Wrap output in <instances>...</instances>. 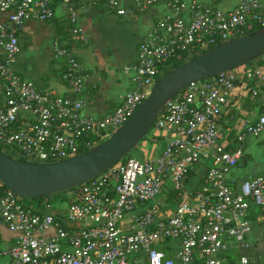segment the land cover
<instances>
[{"label": "built area", "instance_id": "2783aa9c", "mask_svg": "<svg viewBox=\"0 0 264 264\" xmlns=\"http://www.w3.org/2000/svg\"><path fill=\"white\" fill-rule=\"evenodd\" d=\"M159 1L144 0L142 7ZM166 2L172 14L157 21L139 45L133 89L112 113L92 118L82 116L84 103L79 98L39 91L11 69L20 51L18 29L28 21L52 18L56 5L67 8L74 23L71 0H0V11L10 12L0 23V142L39 162L76 156L79 139L113 133L132 116L150 93L160 67L172 57L264 27V0H241L229 12L195 1ZM108 3L118 15L129 14L116 0ZM186 9L188 22L180 16ZM72 35L83 40L77 27ZM58 55L67 57L69 84L73 94H79L82 66L70 51L61 49ZM237 83L231 71L190 83L165 104L153 123V138L165 140L159 155L127 157L79 185L65 199L67 209L54 211L59 216L25 207L0 179V219L19 235L9 260L0 264H223L219 256L228 248L227 239L248 248L250 210L258 207L264 212V175L245 180L237 190L227 175L242 159L243 142L264 133V96L259 116L241 124L233 149L226 150L216 121ZM256 85L264 90V54L246 73L244 88L256 95ZM84 144L92 146L89 141ZM200 161L209 167L202 190L192 195L183 180ZM167 187L180 196L171 206L159 199ZM238 264L251 261L242 255ZM259 264H264V257Z\"/></svg>", "mask_w": 264, "mask_h": 264}, {"label": "crops", "instance_id": "0c3cea01", "mask_svg": "<svg viewBox=\"0 0 264 264\" xmlns=\"http://www.w3.org/2000/svg\"><path fill=\"white\" fill-rule=\"evenodd\" d=\"M118 6L129 10L121 16L109 8L108 0H73L75 22H71L67 8L54 6L50 21H28L17 31L20 51L11 64V69L20 78L31 81L42 92L55 96L77 97L83 101L81 114L84 117L102 118L112 113L121 103L125 94L134 87L132 77L138 62L139 45L147 38L156 22L172 14L166 0L143 6L144 0H116ZM186 5L192 1L219 9L233 10L241 0H181ZM10 12L0 11V23L7 20ZM190 20L186 9L180 15ZM80 29L83 40H75L71 52L82 66L83 86L74 95L65 80L66 62L58 55L60 48L73 39L72 28ZM78 43V44H77ZM248 97L238 88L231 94L224 110L231 113L228 123L240 125L253 121L260 114V108L244 105ZM165 140L149 150L159 155ZM264 175V133L247 138L243 145V158L231 169L229 184L236 190L245 180ZM251 230L246 237L248 248H240L233 240L227 239V250L219 258L223 264H238L242 255L249 257L251 264H259L264 257L262 231L264 212L252 207ZM18 233L9 230L0 219V260H9V250L18 238Z\"/></svg>", "mask_w": 264, "mask_h": 264}, {"label": "water", "instance_id": "95a60500", "mask_svg": "<svg viewBox=\"0 0 264 264\" xmlns=\"http://www.w3.org/2000/svg\"><path fill=\"white\" fill-rule=\"evenodd\" d=\"M264 54V27L222 43L153 84L139 108L92 149L54 163L19 162L0 150V179L19 198L46 197L98 176L134 150L165 104L190 83L241 67Z\"/></svg>", "mask_w": 264, "mask_h": 264}, {"label": "trees", "instance_id": "16d2710c", "mask_svg": "<svg viewBox=\"0 0 264 264\" xmlns=\"http://www.w3.org/2000/svg\"><path fill=\"white\" fill-rule=\"evenodd\" d=\"M105 1V0H103ZM162 1V0H160ZM73 2V0H71V3ZM109 8H111L112 10L115 11L116 10L110 6H108ZM117 14V13H116ZM52 18L48 19L47 21L52 20ZM260 27H256L254 28L252 31H249L248 33H251L257 29H259ZM80 41L82 40H78V43H81ZM76 41L74 39H71L70 43L62 48H60V50H66V51H70L71 48H73L74 43ZM77 43V44H78ZM219 44L216 45H212L209 46L207 49L205 50H201V51H195L192 53H186V52H181L178 53L177 55H175L174 57H172L165 66L160 67V72L157 75V79L160 77H163L164 75L168 74L169 72H171L172 70L176 69L177 67L187 63L190 60H194L196 58H198L199 56L203 55L204 53L214 49L215 47H217ZM71 52V51H70ZM62 58H64L65 62H66V66H65V80L69 83L68 80V74L70 73L69 70V65H68V59L66 56H63ZM76 59V58H75ZM77 60V59H76ZM259 65V58L252 60L250 62H248L247 64L235 68L233 70H230L231 72H233L238 80V83L236 85V88H238V90L245 94L246 96L248 95V97L245 99L244 105L247 104V106H253V111L255 110V108H260L262 110V105H261V98L264 96V90L262 89V87L260 85H256V91L257 94L256 95H252L250 94V92L248 90H246V88H244V82H245V77H246V73L249 70H252L254 68H256ZM83 72V71H82ZM81 72V74H82ZM208 79H213V77L208 78ZM182 93V91L180 93H178L176 95L179 96ZM225 109V108H224ZM222 111V113L219 115V117L217 118V127L218 129L224 133L225 135V139H226V150H231L233 149V145L236 142V134L237 131L240 128V125H231L228 123L229 117L231 116V113L227 112V110ZM260 110V111H261ZM112 134V132H103L100 135H93V134H89L86 137H82L81 139L78 140L77 144L79 147V154L84 153L90 149H92L95 145H97L98 143L102 142L103 140H105L106 138H108L110 135ZM154 137L153 134V126L151 127L150 131L148 132V134L139 142V144L137 145V147L135 149L138 150V153L140 156H145L147 153H150L149 150H152V147L154 146H159L160 144V140L161 137ZM87 141H89L92 146L86 147L84 143H86ZM243 145L244 142L242 144V149H243ZM0 150L2 152H4L5 155L15 159L16 161L19 162H27V163H54V162H58L56 160H48L46 162H39L37 160H33L30 158L25 157L23 154L17 152L15 147L12 146H6L4 144H2L0 142ZM127 157H130L129 155H126L125 157H123L119 162H117L116 164H114L113 166H117L122 164L125 159ZM243 158V156H242ZM241 161V160H240ZM209 165L204 161H200L198 163V166L196 167L195 170L190 171L189 173L186 174V176L184 177V184H186V189L188 192H190L192 195H195L197 192H200L202 190L203 184H204V178L206 175V171L208 169ZM79 186V185H78ZM72 187L57 193H53L50 194L46 197H38V198H19V201L22 202V204L33 210L36 213H51L54 214V208L52 207L53 203L56 201H63L67 198V196L69 195L70 192H72L76 187ZM1 194V192H0ZM180 198L178 191L171 189V188H165L161 194V196L159 197V199L165 204L170 203V206L172 204H174L176 201H178ZM171 214V213H170ZM169 215V214H167ZM54 216H59L54 214ZM249 221L251 222V215L248 216ZM66 226V224H65ZM166 249V248H165ZM168 255L170 254V251L167 252Z\"/></svg>", "mask_w": 264, "mask_h": 264}, {"label": "rangeland", "instance_id": "374dc122", "mask_svg": "<svg viewBox=\"0 0 264 264\" xmlns=\"http://www.w3.org/2000/svg\"><path fill=\"white\" fill-rule=\"evenodd\" d=\"M130 157H133V158H141L142 156L139 155L138 153V150L137 149H134L132 150L129 154H128ZM52 207L54 208V211H57V210H66L67 207H68V202L66 200H63V201H55L52 205ZM53 211V212H54Z\"/></svg>", "mask_w": 264, "mask_h": 264}]
</instances>
